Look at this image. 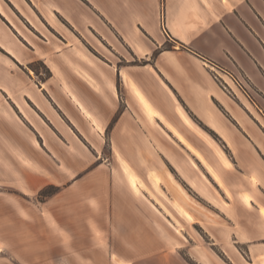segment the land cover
I'll return each instance as SVG.
<instances>
[{
  "label": "crops",
  "instance_id": "0c3cea01",
  "mask_svg": "<svg viewBox=\"0 0 264 264\" xmlns=\"http://www.w3.org/2000/svg\"><path fill=\"white\" fill-rule=\"evenodd\" d=\"M24 1L27 9L0 0V69L18 65L22 51L49 75L11 84L0 74V264H189L164 250L172 222L157 195L191 202L180 179L190 185L184 168L195 164L223 194L209 201L230 221L219 224L222 234L232 229L249 255L200 260L260 264L250 246L264 249V179L246 166L256 188L238 191L253 209L247 226L224 176L232 162L210 161L190 134L201 122L233 157L236 131L250 141L243 98L252 108L257 101L239 72L264 93L255 66L264 68V0ZM30 10L56 39L24 36L21 22L35 27ZM212 71L242 95L226 92Z\"/></svg>",
  "mask_w": 264,
  "mask_h": 264
},
{
  "label": "rangeland",
  "instance_id": "374dc122",
  "mask_svg": "<svg viewBox=\"0 0 264 264\" xmlns=\"http://www.w3.org/2000/svg\"><path fill=\"white\" fill-rule=\"evenodd\" d=\"M19 2L24 6L25 9L28 8L24 0H19ZM30 13L32 15V23L35 25V27H33L30 23L26 27V25H24L26 23L21 22L20 25L24 31V36L29 35L40 43H42L40 39H43L42 34L52 38L58 37V33L54 29H49L44 26L42 23L41 14L38 13L37 15V13H33L31 10ZM21 38L22 36H20V39ZM19 44L20 47H23L21 43ZM25 55V52L22 53V51H20V62H18V65L14 63H9L8 66L2 65L0 74L2 75L3 80L6 81L7 79L11 84H14L17 80H28V73L32 76V79L36 80L46 78L49 75V70L44 65L42 60L38 59L28 64ZM259 60H262L261 57H259ZM255 66L260 81L264 82V68L259 63H256ZM212 73V76L215 78L218 84L230 95H235L234 91H236L238 94L243 92L241 91L243 89H236L230 79L226 76H222L218 71H212ZM239 76L242 79L240 81L242 82L244 89L251 96H255L252 99L257 101V105H253L252 108L245 98H243L245 105H247L250 109L249 111H252L251 114H249L252 119L247 117L245 114L243 115L242 119L245 129H247L245 125L246 122L250 125L248 128L250 141L247 140L245 134L236 131V134L232 138L237 147V156L233 157V154L226 146L225 142L213 130L208 129L204 126V124L197 121L196 122L202 129L196 127L195 132H191L190 138L200 148L202 154L210 161H222V159L225 157L230 159L232 164L226 167L224 170V176L230 187L231 198L234 203L235 216L237 220H243L244 223L249 226L251 218L254 217L252 216L253 214H251L253 209L250 205H246L242 202L238 196V191L242 186L250 189L252 188L254 190L256 189L255 186H253L254 178L250 179V177L245 174L244 170L246 166H253V168H255L260 173V177L264 179V93L259 90L261 92L260 94L251 89V87H248L245 84L247 81L242 75V72H239ZM147 79L155 86V81L152 80L153 78L147 75ZM226 80L232 85L233 88L228 85ZM14 89L16 88L14 87ZM252 144L258 145L260 149L259 152L254 149ZM151 154L153 155L152 157L154 159V151L151 152ZM149 165L152 164H146L145 169ZM139 174L140 173L138 171V175ZM183 174L188 179L191 186L185 181H182L179 177L178 178L182 182V185L187 190V192L194 198H190L191 202L186 203L181 199L176 202L167 195H157L162 200V205H160L163 214H168L170 221L172 222L168 223L165 221L168 232L165 233L164 240H166L168 243L172 242L175 245L173 246L167 243L164 250L168 249L170 255L179 254L189 264H198L195 259H198L199 261L202 260L207 263L211 260H216L221 263V260L231 261L232 259L234 262H239L243 260V258L249 260L245 243L239 242L240 240L238 242L235 241L236 237L232 235L235 232L232 229L225 228L222 234V228L219 224L227 227L230 225V221L228 219H226V221L221 219L218 213H216L218 210L215 209L209 202L212 199L221 200L223 195L219 191V188L215 182L210 178L209 175L205 173L201 166L196 164L185 167ZM150 179L151 178L149 177V174L146 170V186L148 188L153 186V184L150 183ZM50 188L51 187H47L46 189L50 190ZM260 195H262L261 192ZM149 196L154 197L155 195ZM177 203L182 205L184 210L178 207L176 205ZM171 215H173L176 220L178 219L179 221L177 220V222L175 219L173 220ZM188 217L189 219L192 217L195 221H198L199 224L190 223ZM181 227L182 229H180ZM250 257L252 261H258L260 264H264V249L262 247L253 245L250 246ZM202 261L201 263L203 264ZM248 262L249 261H244L242 264H249Z\"/></svg>",
  "mask_w": 264,
  "mask_h": 264
},
{
  "label": "trees",
  "instance_id": "16d2710c",
  "mask_svg": "<svg viewBox=\"0 0 264 264\" xmlns=\"http://www.w3.org/2000/svg\"><path fill=\"white\" fill-rule=\"evenodd\" d=\"M52 190H53L52 187L50 188V190H47V189L45 190V189H44V190H42L41 194H48V193H50Z\"/></svg>",
  "mask_w": 264,
  "mask_h": 264
}]
</instances>
